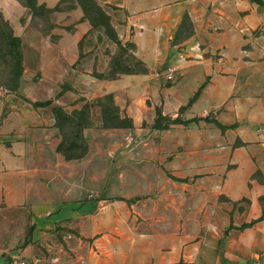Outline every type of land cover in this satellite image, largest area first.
<instances>
[{
	"label": "crops",
	"instance_id": "crops-1",
	"mask_svg": "<svg viewBox=\"0 0 264 264\" xmlns=\"http://www.w3.org/2000/svg\"><path fill=\"white\" fill-rule=\"evenodd\" d=\"M63 1L36 0L54 9L53 26L42 33L20 2L0 0L23 66L20 92L0 89L2 260L65 264L62 246L101 244L106 230L136 219L141 206L160 215L173 246L150 263H193L205 241L188 240V228L209 236L230 225L232 237H253L240 252L223 240V258H263L264 219L235 228L264 212V0H99L139 70L111 67L91 45L94 30L78 2L65 8ZM106 95L131 128L102 127L100 107L90 105ZM45 101L51 105L32 106ZM86 104L87 152L66 160L52 108L70 115ZM176 118L182 123L167 121ZM215 122L233 127L221 131ZM49 244L57 250L52 261L40 252Z\"/></svg>",
	"mask_w": 264,
	"mask_h": 264
},
{
	"label": "rangeland",
	"instance_id": "rangeland-1",
	"mask_svg": "<svg viewBox=\"0 0 264 264\" xmlns=\"http://www.w3.org/2000/svg\"><path fill=\"white\" fill-rule=\"evenodd\" d=\"M22 3L24 0H17ZM95 2L101 9L104 8L102 3L99 5V0H91V2ZM70 2L72 1H63V7L67 8L70 6ZM93 2V3H94ZM91 7V5H90ZM59 9V7L57 8ZM103 10V9H102ZM105 11H109L104 9ZM111 11V10H110ZM24 13V12H23ZM26 13H30L28 10ZM105 13V12H104ZM94 23L102 24L104 22L102 16L97 14L95 10L92 12ZM1 18L3 19V23L7 25L9 28L8 21L5 20L2 11L0 10ZM54 16L51 12H36L32 17V25L39 29L42 33H45L53 26ZM105 23V22H104ZM110 23V18H109ZM111 26V25H110ZM10 29V28H9ZM93 42L91 45L98 44L101 50L105 51L107 59H110L111 67L113 65L120 68L125 64H134V69L139 70V66L135 62L131 53L128 51L131 46L125 44V48L120 50L115 43L106 35L104 29L101 25H98L96 28H93ZM116 35V34H115ZM7 57L5 55V44L0 42V89L4 90V87H8L7 79L9 78V70L11 67V62L7 61ZM240 141H236L234 143V148L240 146ZM231 166H228L230 168ZM259 172H256V174ZM258 176V175H256ZM259 177V176H258ZM144 207H140V211L136 215V219L126 220L121 223V226L118 229H108L106 230L107 239L103 240L101 244H89V245H77L70 246L64 245L62 246L64 251V256L60 257V260L65 261V264H153L150 263L152 261L158 260L164 256L165 252L170 251L173 247L166 242V238L163 237V231L161 230V222L159 221L160 215L152 214L149 216L145 212H143ZM176 215V214H175ZM196 214L187 213L186 217L190 220ZM203 215V214H200ZM217 215V213H214ZM191 225V224H190ZM243 225V224H242ZM190 227V226H189ZM188 234L186 233V238L192 242H197L201 239H204V245L202 250L198 253V257L193 263L186 264H212V261L217 257H220V264H229L230 262L226 261L223 258L225 253L224 247L225 244L223 240L228 241V243L233 245L235 251L240 252L241 244L251 239L253 236H238L232 237L230 232L232 229H224L220 230V232H216L214 228L211 229V235H205V232L201 233H192L190 232L191 228H188ZM207 229V228H206ZM242 232L243 230H238ZM198 232V230H197ZM206 238V239H205ZM227 238H229L227 240ZM216 245V248L212 250V245ZM222 242V244H221ZM262 247H264V241L261 243ZM20 246H15L10 249V251L21 248ZM56 246H41L40 252L44 255L47 260L50 257V260H54L57 258V250ZM260 256H264V249L259 251ZM24 258V257H23ZM257 257H250L247 261H243L242 263H232V264H251ZM2 256L0 257V264H4L5 261L2 260ZM26 261V264H34L29 259H23ZM182 261V260H181ZM4 262V263H3ZM177 263V262H175ZM37 264H47L46 262L37 263ZM173 264V263H171Z\"/></svg>",
	"mask_w": 264,
	"mask_h": 264
},
{
	"label": "trees",
	"instance_id": "trees-1",
	"mask_svg": "<svg viewBox=\"0 0 264 264\" xmlns=\"http://www.w3.org/2000/svg\"><path fill=\"white\" fill-rule=\"evenodd\" d=\"M81 7L84 18H86L92 28H96L98 25L104 29L106 35L122 50L120 43L118 42L114 31L109 23V17L103 12V10L91 0H76ZM251 2L260 3V0H250ZM27 10L32 14L35 15L36 12H53V10L46 9L43 5H37L36 0H24L21 3ZM91 5V7H90ZM95 10L97 14L102 16L104 22L102 24L94 23L93 21V14L92 12ZM187 17L184 16L182 19V28L185 31H190V25L187 21ZM10 28V27H9ZM5 23H3V19L0 15V42L5 44V55L7 57V61L11 62V67L9 70V78L7 79L8 87H4V90H7L12 93H17L19 88V79L22 76L23 66H22V56L19 52L20 47V40L15 37L12 33L11 28L9 29ZM178 38V37H176ZM177 39L174 40V42ZM197 97V94L189 101L188 105ZM51 105V101L45 102H37L33 103L32 106L34 108L37 107H48ZM97 105L100 107L101 112V119H102V127L104 128H131L132 124L131 121L124 117L120 118L118 109L113 105L112 97L110 95H106L103 98L95 100L90 106ZM86 104L81 111L73 112L70 115L65 113L62 108L55 106L52 108V112L54 114L56 120V127L58 128L61 141L57 146V151L62 154V156L66 160H77L84 157L87 152V146L82 138V130L91 125L90 119L88 118L89 107ZM163 120L160 115H158V119L155 122V128H160L159 122ZM169 123H182L179 119L168 120ZM221 131L225 129L232 128L221 126L218 123H214ZM260 173H255L254 177L258 178ZM264 219V212L262 215L255 221L243 224L237 230H244L250 228L256 221ZM228 229H233L230 225ZM173 264H186L183 261H178L177 263Z\"/></svg>",
	"mask_w": 264,
	"mask_h": 264
},
{
	"label": "built area",
	"instance_id": "built-area-1",
	"mask_svg": "<svg viewBox=\"0 0 264 264\" xmlns=\"http://www.w3.org/2000/svg\"><path fill=\"white\" fill-rule=\"evenodd\" d=\"M260 34L264 37V25L260 28ZM173 70L169 71V74L167 76V80H171V73ZM4 264H26V261L21 258H13L7 260ZM251 264H264V257L259 258L257 260H254Z\"/></svg>",
	"mask_w": 264,
	"mask_h": 264
},
{
	"label": "water",
	"instance_id": "water-1",
	"mask_svg": "<svg viewBox=\"0 0 264 264\" xmlns=\"http://www.w3.org/2000/svg\"><path fill=\"white\" fill-rule=\"evenodd\" d=\"M18 91L20 92V86H19V90Z\"/></svg>",
	"mask_w": 264,
	"mask_h": 264
}]
</instances>
